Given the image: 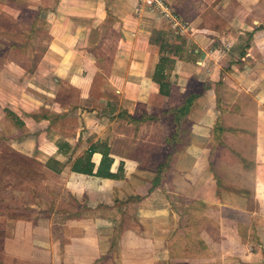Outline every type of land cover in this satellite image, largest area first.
Listing matches in <instances>:
<instances>
[{
    "label": "crops",
    "instance_id": "1",
    "mask_svg": "<svg viewBox=\"0 0 264 264\" xmlns=\"http://www.w3.org/2000/svg\"><path fill=\"white\" fill-rule=\"evenodd\" d=\"M50 1L30 0L50 40L37 66L52 71L51 88L40 90L34 71L22 75L18 60H0V157L10 150L40 164L42 179L80 212L64 204L60 234L54 215L0 214V264H264L259 22L220 1L227 48L215 45L214 28L192 33L189 59L176 58L167 86L152 38L161 28L147 11L136 14L141 0ZM166 1L182 10L191 0ZM246 33L253 39L243 49Z\"/></svg>",
    "mask_w": 264,
    "mask_h": 264
},
{
    "label": "rangeland",
    "instance_id": "2",
    "mask_svg": "<svg viewBox=\"0 0 264 264\" xmlns=\"http://www.w3.org/2000/svg\"><path fill=\"white\" fill-rule=\"evenodd\" d=\"M220 1H225L222 5V9L227 11L231 8L239 7V10L236 12L239 19L244 18L246 14L250 22L254 20L259 22L257 26L258 31H264V0H191L190 3L186 5L182 4V10H177L172 4L164 0L166 6L179 19L180 25L177 27H174L171 22L163 18L160 11L152 5L153 0H147L146 2L140 1L136 14L142 10L147 11L149 15H152L151 19L158 23L161 28L160 30H153L154 33L152 38L154 43L160 44L162 47L163 57L160 62V67L161 71L164 70V72L167 73L165 77L162 76L163 79L169 76V78L166 79L167 81H165L167 82L165 83L167 86L170 84V76L172 77L177 59L179 58L181 61H188L189 59L188 53L193 47L192 45L189 46L190 49H188L187 54L184 52L183 47L185 46V38L189 37L192 33L198 31V33L208 34L207 31H212L214 28V32L209 35L211 38L217 40L215 45L227 48L223 46V33L226 29L222 28V26L225 21L223 17L217 13ZM249 2H255V8L249 7ZM35 6L37 5L31 4L30 0H0V12L3 13L0 19V24H3L2 27L0 25V60H18L17 65L21 68L22 72L20 73L22 75L25 73L28 75L34 71L33 75L37 78L34 81L35 85H38L37 87L40 86L39 89L41 90L42 86L44 88H51L47 87L44 79L49 80L54 75L49 67H41L40 64L37 66L44 58L46 54L45 49L50 40L46 33L41 29L38 30V24L33 19L37 12ZM49 6L51 8L54 7V0L50 1ZM39 9L41 10L42 8ZM4 11L17 13L23 17L14 21L12 19L14 15L10 13L8 15L9 18L6 19L5 15L8 13ZM31 23L36 27V30H38L39 33H37V35L30 33ZM11 26L14 28L11 29ZM5 27L11 29L9 30L11 32L10 36H6V33H4L5 30H1ZM242 28V30H244V26ZM23 29L27 32L23 33ZM252 39L253 33L238 35V44H242L243 49L248 48ZM261 39H264V34H262ZM190 44H192V42ZM199 57H201V55ZM218 57H220V55H218ZM182 66L183 69L186 68L184 64ZM206 73H209L208 76H210V71ZM40 90H38V92L43 94ZM69 96L76 98V94L72 91ZM43 100L44 99H42V101ZM9 113L12 114L11 117L13 121H18V117L11 112ZM3 155H6V157H0V214L7 216L9 219H16L17 217L30 218L35 215V212L46 213V215H50V217L54 215L57 219L55 233L60 234L59 231L61 227L59 223L62 220V216L58 214L63 211L64 204L72 208V216L79 214L80 211L76 210L80 207L78 201L73 197L64 195L60 189V185L55 183V181L50 180L45 182L42 179L43 176H45L43 173L44 169L40 164L31 162L25 157L15 155L10 150H5ZM221 158H223L222 152ZM230 166L233 167L232 165ZM235 169L237 170L238 168L236 167ZM47 185L49 188H54V190L58 191L59 196L55 193L46 195L44 190L47 188ZM33 206H36V208ZM199 209H201V206ZM188 219L193 221L192 216ZM3 236L4 228L0 225V254ZM189 238L193 239L192 242H196V235H192ZM198 245L201 247L200 244ZM193 252L203 256V250L194 249Z\"/></svg>",
    "mask_w": 264,
    "mask_h": 264
},
{
    "label": "built area",
    "instance_id": "3",
    "mask_svg": "<svg viewBox=\"0 0 264 264\" xmlns=\"http://www.w3.org/2000/svg\"><path fill=\"white\" fill-rule=\"evenodd\" d=\"M147 0H142V2H146ZM152 5L155 6L157 10L160 11L163 18L171 22L174 27L179 26V19L173 12L166 6L164 0H153Z\"/></svg>",
    "mask_w": 264,
    "mask_h": 264
},
{
    "label": "trees",
    "instance_id": "4",
    "mask_svg": "<svg viewBox=\"0 0 264 264\" xmlns=\"http://www.w3.org/2000/svg\"><path fill=\"white\" fill-rule=\"evenodd\" d=\"M242 55H245V53L243 52L242 53ZM159 70V69H158ZM162 71H161V67H160V70L158 71V73H161ZM164 93H165V91H164ZM165 94H168V92H166ZM7 112V111H6ZM8 113V116H12V114H10L9 112H7Z\"/></svg>",
    "mask_w": 264,
    "mask_h": 264
}]
</instances>
